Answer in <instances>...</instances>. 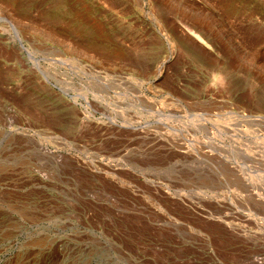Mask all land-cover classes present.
Returning <instances> with one entry per match:
<instances>
[{"label":"rangeland","instance_id":"1","mask_svg":"<svg viewBox=\"0 0 264 264\" xmlns=\"http://www.w3.org/2000/svg\"><path fill=\"white\" fill-rule=\"evenodd\" d=\"M251 263L264 0H0V264Z\"/></svg>","mask_w":264,"mask_h":264},{"label":"bare ground","instance_id":"2","mask_svg":"<svg viewBox=\"0 0 264 264\" xmlns=\"http://www.w3.org/2000/svg\"><path fill=\"white\" fill-rule=\"evenodd\" d=\"M5 9H3L2 11H4ZM4 15L7 17V19L10 21V23L15 26L16 28L21 26V25H25L28 26L27 23H25L23 20L18 19V17H16L12 12L5 10L4 11ZM208 22L210 23V25L212 26V28H215L216 30L218 29L220 31V34L226 38L227 43L232 46L233 48H235L236 50H239L240 47L237 43V41L231 36L230 33H228V31L226 30V28L223 25H220L219 22H217V20H215L213 17H209L207 16ZM48 35H50L49 33H47ZM200 37V36H199ZM252 264V263H251Z\"/></svg>","mask_w":264,"mask_h":264}]
</instances>
